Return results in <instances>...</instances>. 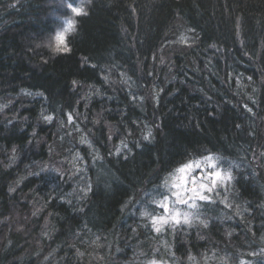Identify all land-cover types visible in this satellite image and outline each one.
I'll list each match as a JSON object with an SVG mask.
<instances>
[{"label":"trees","instance_id":"16d2710c","mask_svg":"<svg viewBox=\"0 0 264 264\" xmlns=\"http://www.w3.org/2000/svg\"><path fill=\"white\" fill-rule=\"evenodd\" d=\"M84 8L56 53L61 0H0V264H264V0ZM207 155L232 181L157 232Z\"/></svg>","mask_w":264,"mask_h":264},{"label":"snow or ice","instance_id":"6c2138e0","mask_svg":"<svg viewBox=\"0 0 264 264\" xmlns=\"http://www.w3.org/2000/svg\"><path fill=\"white\" fill-rule=\"evenodd\" d=\"M84 3L85 0H81V3L79 5L74 6L73 2H68V0H61L62 6L71 11V13L73 14V18H69L66 21L65 27H63L61 31L56 32L54 38L55 44L53 45L51 42L48 44V46L52 48L53 52L67 53L71 50L68 47L66 34L75 31V16L87 15V12L84 8ZM14 6L15 5H12V7ZM75 83L76 82L73 81V84ZM26 94L31 95V93ZM38 95L42 96L43 94L39 93ZM248 110L251 111V109ZM44 119L51 121L52 117L47 116L44 117ZM68 120H72V114L68 115ZM151 135V131H149L143 136V140L146 142L150 141ZM82 142L86 141L82 140ZM126 147L127 145H125V148ZM115 155H121V151L117 149ZM125 159H127V157H125ZM216 159L219 158H214L212 155H207L203 158L202 161H190L176 169L177 174H179V182L176 183L174 187H176L177 189H182L183 196L181 195L180 191L173 192L172 196L175 197V200L171 205L169 204V197L167 196H165L161 201L155 202L161 209H163L165 213L162 216L151 217L152 227L157 232L162 231V228L165 224L169 225V227H171L173 230H175L176 226L181 223L190 224L193 216H198V211L195 213L182 212L179 209L178 205H185L189 209L198 210L201 207L199 202H204V204L213 203V199L209 195V193L215 192L217 187L221 186L222 184L230 183L232 181L233 177L230 172H222L218 169L215 163ZM202 165L204 166L203 168L201 167ZM194 169L201 171V175L199 177L193 174ZM220 202L224 203V201ZM143 215H147V213H143ZM200 223H202L204 227L208 226L207 222L205 221H200ZM241 264H244V262L241 261Z\"/></svg>","mask_w":264,"mask_h":264},{"label":"rangeland","instance_id":"374dc122","mask_svg":"<svg viewBox=\"0 0 264 264\" xmlns=\"http://www.w3.org/2000/svg\"><path fill=\"white\" fill-rule=\"evenodd\" d=\"M198 161V160H197ZM202 161V160H200ZM202 168L204 167L203 165L201 166ZM219 170H221L220 168H218ZM222 171V170H221ZM223 172V171H222ZM193 174H195L196 176H200L201 175V171L200 170H196L194 169L193 170ZM179 182V174H177V172L175 171L168 179V183H167V187H166V190L168 192V194L166 195L167 197H169V204L171 205L172 202L175 200V197L172 196V193L173 192H177V191H180L181 192V195L183 196V191L182 189H177L176 187H174V185L176 183ZM218 188V187H217ZM209 195L212 197L213 196V193H209ZM186 198V197H185ZM200 203V202H199ZM159 207V206H158ZM179 209L182 211V212H193L194 210L193 209H189L187 206L185 205H178ZM160 208V207H159ZM158 208V215L157 216H162L164 215V211L163 209H159ZM213 208V207H212ZM211 208V209H212ZM214 209V208H213ZM182 219V218H181ZM167 224H165L163 227H165ZM263 242H264V237H263ZM261 253L264 255V248L261 250ZM262 261L264 262V256L262 258ZM149 264H167V263H162V262H151ZM241 264V263H239Z\"/></svg>","mask_w":264,"mask_h":264}]
</instances>
